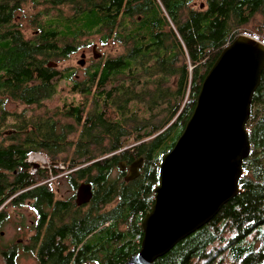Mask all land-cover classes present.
I'll return each instance as SVG.
<instances>
[{
    "label": "trees",
    "instance_id": "trees-1",
    "mask_svg": "<svg viewBox=\"0 0 264 264\" xmlns=\"http://www.w3.org/2000/svg\"><path fill=\"white\" fill-rule=\"evenodd\" d=\"M28 1L45 6L33 17L30 38L15 21ZM192 1L0 0V229L3 205L29 203L46 218L43 212L53 202L50 185L40 184L50 171L30 173L25 160L31 154L54 163L68 153V184L73 190L80 182L92 185V198L82 208L74 197L54 203L38 264H123L138 252L141 221L158 185L157 165L182 133L206 74L257 17L264 43V0H207L202 9L191 8ZM96 35L102 45L112 42L123 52L93 61L81 80L72 68L49 67ZM60 82L81 98L61 108L70 122L48 111L38 114L36 137L33 114L7 105L40 108L58 93ZM7 128L18 130L20 146L2 145ZM246 129L251 151L239 194L154 264H264V70ZM34 141L38 146L32 148ZM129 141L135 144L127 146ZM139 158L135 179L125 181L121 173L111 178L121 161ZM0 257L2 264H18L17 257H2V246Z\"/></svg>",
    "mask_w": 264,
    "mask_h": 264
},
{
    "label": "water",
    "instance_id": "water-1",
    "mask_svg": "<svg viewBox=\"0 0 264 264\" xmlns=\"http://www.w3.org/2000/svg\"><path fill=\"white\" fill-rule=\"evenodd\" d=\"M93 53L98 58L95 46ZM81 58L83 65L85 54ZM263 70L264 43L257 38L241 34L222 49L182 133L157 165L158 185L141 221L140 249L123 264H154L239 194L243 162L251 151L246 124ZM142 163V158L132 163L126 181L138 176ZM91 198L92 185L81 183L76 204Z\"/></svg>",
    "mask_w": 264,
    "mask_h": 264
},
{
    "label": "rangeland",
    "instance_id": "rangeland-1",
    "mask_svg": "<svg viewBox=\"0 0 264 264\" xmlns=\"http://www.w3.org/2000/svg\"><path fill=\"white\" fill-rule=\"evenodd\" d=\"M203 0H195L193 4L190 5L193 9H200ZM45 8L43 5H35L31 2H26L22 5L21 10L17 12L15 21L19 26L21 32L25 35L26 38H30L35 34V28L32 25V20L37 13L42 11ZM204 8V6L202 7ZM260 18H256L250 25H248L241 33L244 35H248L251 37L258 38V40L262 39V35L258 34L260 29ZM245 31V32H244ZM85 41V40H84ZM90 44L87 47L80 48L77 52L72 54L68 59L58 62L56 68L62 70L64 68H72L75 75L80 80L83 79L85 75L86 68L89 67L93 61H97L101 58H106L108 56L117 55L123 52V48L118 45L108 42L106 45H102L99 36H92L89 39ZM96 47V52L98 54V58L94 57L93 47ZM85 54L84 64L80 65V61L82 60V55ZM58 93L49 101L44 102L42 106L39 107H26L24 105H16L9 103L7 105V109L9 111H16L20 113L22 111H27L28 114H40L47 113L48 111L50 115L55 114L57 116L56 119L61 123L70 122L69 119H65L61 116V108L64 103H69L71 100L77 102L81 97L74 96L70 93L69 85L64 82H60L58 86ZM8 123H11V120H8ZM72 138H67V140ZM134 141H129L127 146H133ZM68 154V153H67ZM59 156L57 160H54V163H51L46 157L41 154H33L35 157L30 159L31 171L30 173L36 174L37 165L44 167H51L52 171L56 170V174H50L47 178H44V181L50 185V188L56 193V196L59 197L64 195V198L71 197L75 194V190L71 188L67 181V172L66 164L63 162V159L68 158V155ZM30 156V155H29ZM34 163H33V162ZM51 171V170H50ZM117 169L113 171L111 174V178L115 179L117 177ZM84 183V182H80ZM79 183V184H80ZM113 205V204H112ZM109 205L108 207L112 206ZM2 213L5 215V221L2 224L0 229V246H5L11 237L15 236L19 239H24L23 243L28 244L27 248H23L24 251L20 253V257H17L18 264H38L35 257V249L30 248V240H28L31 235V227L32 222L35 221L34 214L29 206V203H25L24 205L15 206L13 204L4 205L2 207ZM3 233V235H2ZM20 252V251H19ZM0 264H2V260L0 257ZM95 264V263H88Z\"/></svg>",
    "mask_w": 264,
    "mask_h": 264
},
{
    "label": "flooded vegetation",
    "instance_id": "flooded-vegetation-1",
    "mask_svg": "<svg viewBox=\"0 0 264 264\" xmlns=\"http://www.w3.org/2000/svg\"><path fill=\"white\" fill-rule=\"evenodd\" d=\"M194 2H195V0H193L191 4H193ZM206 2H207V0H203L202 4L200 6L201 7L200 9H202L203 6L204 7L206 6ZM31 106L34 107V108H36L37 107V104L31 105ZM39 127H40V123H39V119H38V114L36 113V114H33V117H32V125L30 127V129L33 131V134H35L36 137L38 136ZM28 129L29 128H27L24 131L25 132H28L29 131ZM16 133H18V130H16V129H13V128L4 129L3 130V136H4V138L6 140L2 142V145H4V146H20L21 143L16 142V140L14 138ZM37 146H38V142L37 141H34L33 143H31V147L32 148H35ZM27 148H30V146L27 145ZM28 157L26 158L25 162L31 164L28 161ZM134 162H131L130 164L127 163L126 161H121L120 162L119 168L117 169V173H121L124 180H125L126 176H128L129 169H130L132 163H134ZM141 167H142V165H141ZM141 167L139 168V170L141 169ZM36 168H37L36 174L37 173H40V174L41 173H44L45 170H48V171L51 170V167H49V166L48 167H44V166L37 165ZM52 172H53L52 170L50 172H48L49 175L52 174ZM13 174L14 175L17 174V171L14 170L13 171ZM2 175L7 176L8 175V171L2 169ZM46 181H43L40 184H48V183H46ZM78 187L75 190L76 191L75 194H73L71 197H67V198H64V195H61V196L57 197L56 196V193L52 190V193H53L52 194L53 195V202H52V204H50L49 206H47L46 209H45V211L43 212V214H47L46 218L44 217V215H42V213H39V211L32 210V212L34 214V217H35V221L32 222L31 235L29 236L28 240H30V248H32L33 250L35 249V257H36L37 248L39 246V243L43 240V237H44V235H45V233H46V231L48 229L49 220L51 219V216H52L53 211H54V206H55L54 203L56 201L66 202L67 200H70L72 197H74V202L76 204V195H77ZM33 203H35V200H33ZM85 205L86 204L81 205V206H78L77 205V206L82 208ZM2 218H4V221H5V215L4 214H3ZM41 220H46V221L43 224H41ZM2 235H3V233H2ZM24 239H19V238L15 237V236L11 237V239L9 240V242L5 246H2V257H4V256L20 257V253L22 251H24L23 248L24 247L27 248V246H29L28 244L23 243V240Z\"/></svg>",
    "mask_w": 264,
    "mask_h": 264
},
{
    "label": "built area",
    "instance_id": "built-area-1",
    "mask_svg": "<svg viewBox=\"0 0 264 264\" xmlns=\"http://www.w3.org/2000/svg\"><path fill=\"white\" fill-rule=\"evenodd\" d=\"M33 157H35V155L31 154L29 157H28V161L30 162V159H32ZM33 162V161H32ZM34 163V162H33Z\"/></svg>",
    "mask_w": 264,
    "mask_h": 264
},
{
    "label": "bare ground",
    "instance_id": "bare-ground-1",
    "mask_svg": "<svg viewBox=\"0 0 264 264\" xmlns=\"http://www.w3.org/2000/svg\"><path fill=\"white\" fill-rule=\"evenodd\" d=\"M245 32V31H244Z\"/></svg>",
    "mask_w": 264,
    "mask_h": 264
}]
</instances>
